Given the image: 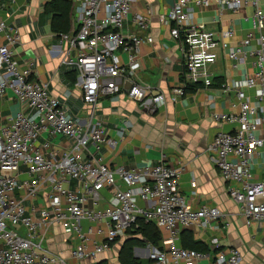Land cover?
Instances as JSON below:
<instances>
[{
	"label": "built area",
	"instance_id": "1",
	"mask_svg": "<svg viewBox=\"0 0 264 264\" xmlns=\"http://www.w3.org/2000/svg\"><path fill=\"white\" fill-rule=\"evenodd\" d=\"M260 2L174 0L156 12L147 0H71L72 26L57 35L59 68L74 73L81 105L90 108L82 120L52 93L47 82L33 78L32 62L16 60L20 34L0 20V98L10 92L19 106L0 123V264H66L45 245L46 235L57 227L73 237L72 259L95 260L113 250L132 226L137 228L138 219L153 222L165 233L159 246L150 247L146 264H198L207 259L209 264L242 263L237 249L217 250L211 257L182 247L183 231L209 227L223 215L215 208L193 210L186 204L178 193L180 168L161 162L112 169L97 159L107 140L105 128L94 119V109L100 98L120 94L138 103L149 101L152 111L165 103L163 92L148 96L136 79L139 48L154 42L155 21L176 42L184 59L181 86L171 92L173 102L188 87H212L208 67L216 63L218 51L233 67L250 59L252 74L219 84L222 94L236 96L239 107L237 112L211 114L214 122L233 129L217 132L210 150L245 223H264V174L258 179L252 172L254 158L264 149V12ZM192 6L214 9L219 17L250 6L253 12L245 20L251 21V29L232 45L231 28L208 29L194 20ZM120 54L127 56L125 63ZM246 90H252V95ZM71 182L76 183L73 189ZM106 188L112 191V199L96 209L100 192ZM39 200L44 202L42 207ZM82 221L90 225L85 229ZM95 233L103 239H94Z\"/></svg>",
	"mask_w": 264,
	"mask_h": 264
},
{
	"label": "crops",
	"instance_id": "2",
	"mask_svg": "<svg viewBox=\"0 0 264 264\" xmlns=\"http://www.w3.org/2000/svg\"><path fill=\"white\" fill-rule=\"evenodd\" d=\"M50 1L0 0V20L7 26L15 27L20 34V44L15 50L16 60L20 64L32 62L33 78L47 82L52 93L77 119L82 120L90 108L81 105L79 92L70 82V75L59 68L61 46L57 35L51 30V15L44 12V5ZM147 1L155 5L156 12H161L171 6L174 0ZM262 2L264 0H261L260 8L264 12ZM191 9L194 20L206 24L210 30L231 28L232 45L244 38L251 29V21L245 20L253 12L250 6L242 12H227L221 17L214 9L205 10L195 6ZM138 11L144 12V9ZM153 25L151 35L154 42L139 48L136 79L147 89L148 96L157 91L163 92L165 103L152 111L149 101H130L122 94L100 98L98 107L94 109V119L105 128L107 142L101 145L96 157L112 169H133L161 162L180 168L178 193L186 204L193 210L202 206L215 208L223 215L209 227L194 226L190 229L192 236L186 240L187 244L193 248L209 249L211 257L217 250L237 249L242 256L241 264H264V223H245L239 206L228 195V183L221 177L214 162V153L210 150L217 132L233 129L232 125L214 122L211 114L237 112L239 107L236 96L233 93L222 94L218 89L219 84L252 74L251 61L247 59L233 67L234 63L218 51L216 63L208 67L213 77L212 87L196 85L195 88H186L185 94L173 102L171 92L181 86L184 59L167 31L156 21ZM120 59L125 63L127 56L120 54ZM246 92L252 95V90ZM18 110L19 106L12 94L6 93L0 98V123ZM110 141L115 144L109 145ZM252 172L258 179L264 174V149L254 158ZM69 187L75 188L76 183L71 182ZM42 197L45 200V196ZM100 199L96 209L110 202L112 191L109 188L102 190ZM139 203L141 206L151 205L150 202ZM38 204L42 207L44 202L39 200ZM88 207H91L90 204ZM82 225L86 229L90 224L82 221ZM157 229L162 238L165 233ZM46 236V247L64 259L66 264H99L103 261L106 264H119L116 247L100 254L95 260L78 262L71 257L72 235L57 227ZM92 236L94 239H103L102 235L96 233ZM161 238L156 245L134 248L133 256L141 261L146 260L150 247L159 246ZM198 264H209V259Z\"/></svg>",
	"mask_w": 264,
	"mask_h": 264
},
{
	"label": "trees",
	"instance_id": "3",
	"mask_svg": "<svg viewBox=\"0 0 264 264\" xmlns=\"http://www.w3.org/2000/svg\"><path fill=\"white\" fill-rule=\"evenodd\" d=\"M70 9L71 0H52L44 5L45 14L51 15V30L55 35L66 33L70 30L72 24L70 21ZM70 82H75V75L72 72H68ZM196 85L188 87L195 88ZM136 226H132L127 232L126 237L123 238L119 243H122L118 253L119 264H143L141 260L136 259L133 256V249L143 248L148 244L156 245L160 240V232L153 222L145 223L144 220L138 219ZM151 231V232H149ZM156 234L158 237H155ZM192 236L190 231H183L181 233V245L183 248L193 249L202 253H210L207 248H193L187 244L188 240ZM147 263V260H146Z\"/></svg>",
	"mask_w": 264,
	"mask_h": 264
},
{
	"label": "rangeland",
	"instance_id": "4",
	"mask_svg": "<svg viewBox=\"0 0 264 264\" xmlns=\"http://www.w3.org/2000/svg\"><path fill=\"white\" fill-rule=\"evenodd\" d=\"M263 4H264V2H262V7L264 8V6H263ZM149 232H151V231H149ZM155 237H158L156 234H153ZM121 244L122 243H119L117 246H116V252L118 251L119 252V249H120V246H121ZM139 247H141V246H139ZM139 247H137V248H139ZM144 248L146 247V246H143ZM143 261H142V263L144 264L145 263V261L146 260H144V259H142ZM99 264H106V261H103V262H101V263H99Z\"/></svg>",
	"mask_w": 264,
	"mask_h": 264
},
{
	"label": "water",
	"instance_id": "5",
	"mask_svg": "<svg viewBox=\"0 0 264 264\" xmlns=\"http://www.w3.org/2000/svg\"><path fill=\"white\" fill-rule=\"evenodd\" d=\"M124 88H125V89H128V88H129V85H128V84H126Z\"/></svg>",
	"mask_w": 264,
	"mask_h": 264
}]
</instances>
